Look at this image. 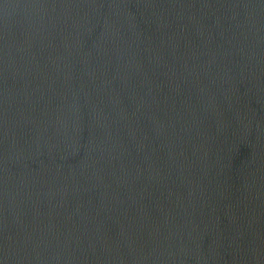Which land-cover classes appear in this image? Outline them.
I'll return each mask as SVG.
<instances>
[{"label": "water", "instance_id": "1", "mask_svg": "<svg viewBox=\"0 0 264 264\" xmlns=\"http://www.w3.org/2000/svg\"><path fill=\"white\" fill-rule=\"evenodd\" d=\"M0 264H264V0H0Z\"/></svg>", "mask_w": 264, "mask_h": 264}]
</instances>
